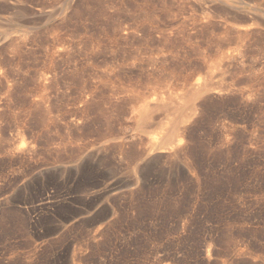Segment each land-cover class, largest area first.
<instances>
[{"label":"rangeland","instance_id":"1","mask_svg":"<svg viewBox=\"0 0 264 264\" xmlns=\"http://www.w3.org/2000/svg\"><path fill=\"white\" fill-rule=\"evenodd\" d=\"M0 264H264V0H0Z\"/></svg>","mask_w":264,"mask_h":264},{"label":"bare ground","instance_id":"2","mask_svg":"<svg viewBox=\"0 0 264 264\" xmlns=\"http://www.w3.org/2000/svg\"><path fill=\"white\" fill-rule=\"evenodd\" d=\"M3 2V1H2ZM5 3V2H4ZM2 4V3H1ZM41 11V10H40ZM246 11V10H245ZM242 13V12H241ZM245 14V13H244ZM237 24V23H236ZM242 25V24H241ZM241 25H239V26H241ZM244 26H246V25H244ZM244 26H241L242 28H244ZM248 26H250V25H248ZM237 27V26H236ZM247 27V26H246ZM240 30H241V28H239ZM246 31V30H245ZM242 32V31H241ZM243 34V33H242ZM24 37V36H23ZM15 41V40H14ZM25 41V40H24ZM135 43V42H134ZM209 43V42H208ZM220 44V43H219ZM69 45V44H68ZM92 45V44H91ZM121 46V45H120ZM200 46V45H199ZM220 46V45H219ZM225 46V45H224ZM227 46V45H226ZM225 46V47H226ZM135 47V46H134ZM204 47V46H203ZM96 48V47H95ZM100 48V47H99ZM142 48V47H141ZM137 49V48H136ZM185 49V48H184ZM210 49V48H209ZM138 50V49H137ZM143 50V49H142ZM55 51V50H54ZM189 51V50H188ZM93 52V51H92ZM203 52V51H202ZM215 52V51H214ZM217 52V51H216ZM229 52V51H228ZM105 53V52H104ZM56 54H57V52H56ZM66 54V53H65ZM132 54V53H131ZM201 54V53H200ZM117 55V54H116ZM176 55V54H175ZM63 56V55H62ZM132 56V55H131ZM226 57V56H225ZM69 58V57H68ZM111 58V57H110ZM230 58V57H229ZM61 61V60H60ZM224 61V60H223ZM96 62V61H95ZM57 63V62H56ZM56 65V64H55ZM115 66V65H114ZM119 69V68H118ZM112 70V69H111ZM108 71V70H107ZM58 73V72H57ZM55 74V73H54ZM117 79H119V78H117ZM84 81V80H83ZM118 81V80H117ZM112 82V81H111ZM115 83V82H114ZM93 85V84H92ZM106 85V84H105ZM201 82L200 83H198L197 84V86H195V91H199L200 92V90H201ZM103 86V85H102ZM111 87V86H110ZM113 87V86H112ZM121 87V86H120ZM108 88V87H107ZM194 89V88H193ZM217 89V88H216ZM216 89H214L215 91H217ZM98 90V89H97ZM124 90V89H123ZM122 90V91H123ZM203 90V89H202ZM221 90V92L223 91L222 90V88L220 89ZM220 90L217 92V93H219L220 92ZM119 91V90H118ZM193 91V90H192ZM227 91V90H226ZM86 92V91H85ZM116 92H117V90H116ZM125 93V92H124ZM191 93V92H190ZM99 94V93H98ZM192 94V93H191ZM220 94V93H219ZM86 95V94H85ZM194 95V94H193ZM197 95V94H196ZM195 95V96H196ZM87 96V95H86ZM101 96V95H100ZM99 97V96H98ZM104 97V96H103ZM95 98V97H94ZM100 98V97H99ZM89 100V99H88ZM102 100V99H101ZM92 101V100H91ZM86 102V101H85ZM89 103V102H88ZM150 103H152V102H150ZM87 104V103H86ZM157 104V103H156ZM186 104V103H185ZM98 105V104H97ZM153 105V104H152ZM155 105V104H154ZM152 106L153 108L155 107V106ZM162 105H164L163 107H167V105H165V104H157L156 106H162ZM191 105V104H190ZM172 106V105H171ZM170 105H168V107H169V116H170V107H171ZM174 106H176V105H174ZM173 106V107H174ZM85 107V106H84ZM148 107H150V104L147 106V108ZM157 107V108H158ZM178 107H180V105L178 106ZM172 108V107H171ZM163 109V108H162ZM195 109V108H194ZM202 109V108H201ZM151 110V109H150ZM157 110V109H156ZM163 110H165V109H163ZM173 110H174V113L178 110L177 109V106L175 107V108H173ZM173 110H171L172 112H173ZM188 110V109H187ZM187 110H185V111H187ZM198 110V109H197ZM85 111V110H84ZM155 111V110H154ZM159 111V110H158ZM181 111V110H180ZM179 111V112H180ZM151 112H153V111H151ZM179 112H178V114H179ZM190 112V111H189ZM194 112V111H193ZM156 113V112H155ZM174 113H172V114H174ZM182 113V112H181ZM150 114V113H149ZM175 115L176 117L178 116V118H172V120L171 121H175V120H177V122H176V124H178V123H180L181 121H183L184 119H185V117H186V112L183 114V115H181L180 117H179V115ZM148 115V114H147ZM150 116H152L151 114L150 115H148L147 117L149 118ZM172 116V115H171ZM174 116V117H175ZM200 117V116H199ZM145 118H146V116H145ZM144 118V119H145ZM148 118H146L147 120H149ZM155 118V117H154ZM152 120H153V118H151ZM156 119V118H155ZM144 121H146V120H144ZM193 122V121H192ZM150 123H151V120H150ZM148 124V123H147ZM171 125V126H173L172 128H171V132L168 134V136H167V138L165 139V140H162L161 141V144L163 145V146H166L167 145V148H169V149H175V151H176V149L177 148H179L180 146H181V138H179V136L181 135L179 132H178V130H176V127H177V125ZM139 126V125H138ZM168 126V125H167ZM170 126V125H169ZM156 127V126H155ZM182 130V129H181ZM150 135H151V133H149ZM141 135V134H140ZM153 135H155L154 133H153ZM70 136V135H69ZM187 136V135H186ZM72 137V136H71ZM74 138V137H73ZM149 138V137H148ZM151 138V137H150ZM59 139V138H58ZM72 139V138H71ZM139 141V140H138ZM187 141V140H186ZM58 143H59V141H58ZM150 143H153V145H158V141L154 138V136L152 137V142H150ZM184 143V144H183ZM183 145H186V143L187 142H184L183 141ZM102 147V146H101ZM101 147H100V149H101ZM82 149H83V147H82ZM168 149V150H169ZM182 149H184V146L182 147ZM99 151V150H98ZM144 151V150H143ZM100 152H102L101 150H100ZM174 152V151H173ZM176 152H179L180 153V151H179V149H178V151H176ZM97 153H99V152H97ZM172 153V152H171ZM182 153V152H181ZM161 154H162V152H161ZM174 155H175V153H173ZM170 155V154H169ZM98 156V155H97ZM101 156V155H100ZM179 156V155H178ZM151 157V156H150ZM150 157H149V159H150ZM175 157V156H174ZM91 158V157H90ZM177 158V157H176ZM88 159V158H87ZM86 159V160H87ZM148 159V158H147ZM89 161H91V159L89 160ZM72 162V161H71ZM83 162H87V161H83ZM90 163V162H89ZM83 164V163H82ZM88 164V163H87ZM182 164V163H181ZM89 165V164H88ZM183 165V164H182ZM181 166V165H180ZM63 167H65V165L64 166H62V168ZM182 168V167H181ZM181 168H180V170H181ZM184 168V167H183ZM65 169V168H64ZM63 169V170H64ZM184 169H186V168H184ZM69 170V169H68ZM70 171H72V170H70ZM81 171V170H80ZM185 171V170H184ZM73 172V171H72ZM83 172V171H82ZM66 173H68V171L66 172ZM62 174V173H61ZM63 174H64V172H63ZM70 173H68L67 175H69ZM85 174V173H84ZM73 175V174H72ZM58 176V175H57ZM62 176V175H61ZM71 176V175H70ZM56 177V176H55ZM63 177V176H62ZM66 177V176H65ZM79 177V176H78ZM81 177V176H80ZM68 178V177H67ZM72 178V177H71ZM59 179H60V176H59ZM75 179V178H74ZM77 179V178H76ZM71 180V179H70ZM81 180H82V178H81ZM80 181V180H79ZM93 181V180H92ZM63 182H64V179H63ZM66 182V181H65ZM76 182V181H75ZM64 184V183H63ZM69 185V184H68ZM70 186V185H69ZM108 186V185H107ZM70 188V187H69ZM84 188V187H83ZM86 188V187H85ZM114 188V187H113ZM112 188V189H113ZM75 190H76V188H75ZM106 190V189H105ZM74 191V190H73ZM81 191H82V189H81ZM110 191V190H109ZM96 193V192H95ZM91 194V193H90ZM102 194V193H101ZM84 195V194H83ZM87 195V194H86ZM86 195H85V197H86ZM97 195V194H96ZM66 196V195H65ZM98 197V196H97ZM62 198H64V197H62ZM100 198V197H99ZM71 200H72V198H70ZM76 199V198H75ZM75 199H73V201L75 200ZM60 200V199H59ZM80 200H82V199H80ZM87 200V199H86ZM95 200V199H94ZM63 201V200H62ZM65 201V200H64ZM63 201V202H64ZM67 201V200H66Z\"/></svg>","mask_w":264,"mask_h":264}]
</instances>
